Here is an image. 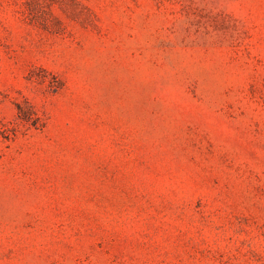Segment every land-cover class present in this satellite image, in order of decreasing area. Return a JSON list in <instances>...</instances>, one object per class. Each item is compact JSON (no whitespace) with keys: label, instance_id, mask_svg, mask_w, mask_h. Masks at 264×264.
<instances>
[{"label":"rangeland","instance_id":"obj_1","mask_svg":"<svg viewBox=\"0 0 264 264\" xmlns=\"http://www.w3.org/2000/svg\"><path fill=\"white\" fill-rule=\"evenodd\" d=\"M0 264H264V0H0Z\"/></svg>","mask_w":264,"mask_h":264}]
</instances>
